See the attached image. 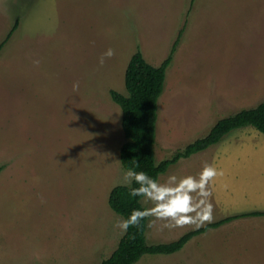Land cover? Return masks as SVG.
Returning <instances> with one entry per match:
<instances>
[{
  "label": "rangeland",
  "instance_id": "obj_1",
  "mask_svg": "<svg viewBox=\"0 0 264 264\" xmlns=\"http://www.w3.org/2000/svg\"><path fill=\"white\" fill-rule=\"evenodd\" d=\"M18 18L0 53V264H101L124 236L109 205L127 142L111 92L128 95L133 55L160 67L180 37L160 98L159 162L264 100V0H0V44ZM108 48L115 55L101 66ZM205 163L224 171L213 182L212 222L264 211L262 133L236 131L159 180ZM195 229L158 221L147 242ZM137 264H264V217Z\"/></svg>",
  "mask_w": 264,
  "mask_h": 264
},
{
  "label": "trees",
  "instance_id": "obj_2",
  "mask_svg": "<svg viewBox=\"0 0 264 264\" xmlns=\"http://www.w3.org/2000/svg\"><path fill=\"white\" fill-rule=\"evenodd\" d=\"M19 25L20 19L18 18L11 32L0 44V53ZM179 39L160 67L149 64L141 51L136 52L130 60L125 74V87L128 95L116 91L111 92L113 101L122 110V128L127 139L120 154L123 168L135 167L138 163L137 171L143 170L158 179L181 160L207 151L236 131L254 128L264 135L263 100L255 107L240 110L218 120L206 136L177 150L171 157L158 162L156 149L160 98L165 92L167 70L173 62ZM2 171L3 167H0V174ZM141 200L142 198L132 197L128 188L119 185L111 191L109 205L115 213L127 217L132 209L145 208ZM263 217L264 211L229 216L189 231L174 241L153 245H149L147 242L148 217L142 220L139 226L130 227L111 257L101 264H137L146 255H173L181 252L194 238L211 230L219 229L241 219Z\"/></svg>",
  "mask_w": 264,
  "mask_h": 264
},
{
  "label": "clouds",
  "instance_id": "obj_3",
  "mask_svg": "<svg viewBox=\"0 0 264 264\" xmlns=\"http://www.w3.org/2000/svg\"><path fill=\"white\" fill-rule=\"evenodd\" d=\"M114 55V49H106L98 58L99 65L103 66L105 60ZM72 87L74 91L78 90L79 82H74ZM138 166L137 163L135 167L123 169L118 183L128 188L132 197L142 198L141 202L149 206L134 208L127 217L116 214L113 228L121 235L126 234L130 227L139 226L148 217H151L149 227L159 221L162 228L168 229L185 225L200 228L213 221V182L224 176L222 169L205 163L196 175L178 177L170 174L161 182L143 170L137 171ZM221 187L227 189L228 185Z\"/></svg>",
  "mask_w": 264,
  "mask_h": 264
}]
</instances>
